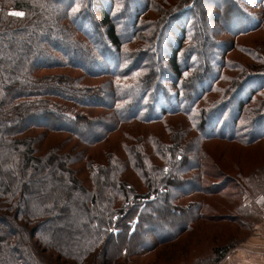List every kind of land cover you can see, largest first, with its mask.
<instances>
[{
	"label": "trees",
	"instance_id": "trees-1",
	"mask_svg": "<svg viewBox=\"0 0 264 264\" xmlns=\"http://www.w3.org/2000/svg\"><path fill=\"white\" fill-rule=\"evenodd\" d=\"M1 2L0 264H187L192 241L160 251L217 220L251 232L264 156L229 168L210 144H264V42L238 40L264 0Z\"/></svg>",
	"mask_w": 264,
	"mask_h": 264
},
{
	"label": "rangeland",
	"instance_id": "rangeland-1",
	"mask_svg": "<svg viewBox=\"0 0 264 264\" xmlns=\"http://www.w3.org/2000/svg\"><path fill=\"white\" fill-rule=\"evenodd\" d=\"M1 5H2V2L0 0V6ZM11 10L12 11L15 10L16 13H20L21 12V10L18 9V8L11 9ZM256 36H258L260 38H263L264 37V29L258 31L257 34H254L253 36H251L249 38H240L238 40L241 43L246 44V45H249V44L253 45L252 42L247 41L248 39L249 40H251V39L256 40V43H255L256 45L257 44H261L262 42H264V41H261L260 39L255 38ZM229 38L230 37L228 35H226V37L225 36L223 37V39H225V41L230 42ZM263 48H264V46H263ZM232 58L236 60L235 62L241 61L244 64H248V60H249L248 58L245 57V55L242 53V51L240 49H236L232 53ZM57 71L58 72H70L71 74L76 75V76L80 74V73H76L75 71L72 72V71H70L68 69H59ZM107 79H108V77H106V76L87 77V78H84L83 83L88 84L90 87H92L93 88V93L92 94H94L96 96V98H100L102 96V93H103L101 86L106 83ZM247 108H249V107H247ZM51 140L53 142H55L58 139L51 138ZM210 146L212 148H214V149L217 148L218 150L225 149V151H224L225 153L223 154V160L225 162H223L221 164L222 165L226 164L229 168L233 167V166H234V168H236L237 165H235V164L240 165L239 161H241V159L244 162H250L251 159L256 160L258 157L264 156V144H261L260 147H258V148L245 149V148H241L240 146L229 145L226 142L214 141V142H212L210 144ZM243 155L246 156V157H243ZM239 157H241V158H239ZM241 164H243L244 166H247L242 161H241ZM223 168L225 169V166H223ZM229 171H231V170H229ZM233 172H235V171H233ZM257 173H259V174L256 176V183H254L255 184V188H256L255 191H253L254 190L253 189V190H251L249 192H246L245 195L243 196L244 203L246 204L245 205L246 208L248 209V211L250 213H252V214H250L251 215L250 216L251 232H249L247 234V232L245 231V233H244L243 231L239 230V228L236 225H235L236 229H231L230 227L231 226L233 227V225L230 222H223L224 220H217V223L213 224L214 225L213 227L217 229L216 225H219V226H224L225 227L224 229H221V231H215L213 233L210 232L208 234H207V232H208V230H207L206 235H204V237L202 239H200V234L202 233V231L199 230V229H201L200 228L201 226H199V228H197V231L195 232V235L190 234V235H187V236H185L183 238V241L185 239H187V240H185L184 243L175 244L174 248L169 247L166 250L165 249H162V250L160 249L161 250L160 253L164 250L163 251V260L164 259L172 260L171 255L175 256L177 254L180 257L179 259H181V260L187 258L189 252H188V250H183V247L187 248V244L190 243L191 241H192V246H193V250L194 251H192L193 255H190L189 256L190 258L186 260L187 264L188 263H196L195 260L197 258L196 257L197 254L202 255L201 258H204L206 256H213L214 255V253H213V249L214 248L215 249L216 248H221V250H222V248L225 247V246H228L227 248L230 249L228 251V253L226 254V258H227L230 254H232L233 250H235L243 242H245L251 236V234L253 232V225H254L255 220H257L259 218V215L257 216V214H255V211H256L257 208L260 209V206H259V204L255 205V203H256L255 199H256V197L260 196L261 194H264V167ZM249 199H251L252 201L249 202ZM253 201H255V203H253ZM256 213H257V211H256ZM219 221H221V222H219ZM209 223L211 224L212 222H209ZM237 230H239V233L237 232ZM20 239L27 246H31V248L33 249L35 254H39L37 252L36 245H33L32 243H29L22 236H21ZM240 240H244V241L242 243H240V244L238 243L239 245L235 246V244L237 242H239ZM31 242L34 243V241H31ZM178 247H180V248L182 247V252L178 251ZM195 249H200V251L196 252ZM159 254L157 256H159ZM37 256H38L39 259H42L47 264H51V261L54 263L52 257H50L49 255H47L45 253H42V254L37 255ZM226 258L224 260H222L221 262H219L218 264H229V263H226ZM171 263H172V261L169 262L168 264H171Z\"/></svg>",
	"mask_w": 264,
	"mask_h": 264
},
{
	"label": "crops",
	"instance_id": "crops-1",
	"mask_svg": "<svg viewBox=\"0 0 264 264\" xmlns=\"http://www.w3.org/2000/svg\"><path fill=\"white\" fill-rule=\"evenodd\" d=\"M252 200L249 199V202ZM256 201V203H255ZM255 205L259 204L251 236L226 258L229 264H264V194L256 197ZM256 216V215H255ZM225 263V262H224Z\"/></svg>",
	"mask_w": 264,
	"mask_h": 264
},
{
	"label": "snow or ice",
	"instance_id": "snow-or-ice-1",
	"mask_svg": "<svg viewBox=\"0 0 264 264\" xmlns=\"http://www.w3.org/2000/svg\"><path fill=\"white\" fill-rule=\"evenodd\" d=\"M13 15H20V16H22L23 13H13Z\"/></svg>",
	"mask_w": 264,
	"mask_h": 264
}]
</instances>
